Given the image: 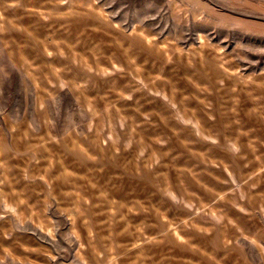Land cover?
Instances as JSON below:
<instances>
[{
	"label": "rangeland",
	"instance_id": "1",
	"mask_svg": "<svg viewBox=\"0 0 264 264\" xmlns=\"http://www.w3.org/2000/svg\"><path fill=\"white\" fill-rule=\"evenodd\" d=\"M0 264H264V0H0Z\"/></svg>",
	"mask_w": 264,
	"mask_h": 264
}]
</instances>
